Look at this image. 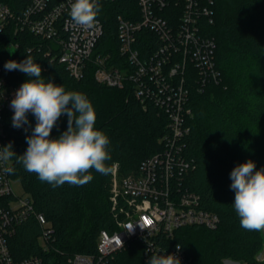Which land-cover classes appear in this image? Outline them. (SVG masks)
I'll use <instances>...</instances> for the list:
<instances>
[{
  "label": "trees",
  "instance_id": "trees-1",
  "mask_svg": "<svg viewBox=\"0 0 264 264\" xmlns=\"http://www.w3.org/2000/svg\"><path fill=\"white\" fill-rule=\"evenodd\" d=\"M1 1L16 18L23 17L28 5L27 0ZM100 5L97 18L103 23L104 36L97 53L117 55V17L136 20L137 1ZM214 8V22L206 25L205 32L217 44L221 82L208 84L203 91L190 87L194 117L183 152L191 168L182 182L184 189L200 197L203 209L219 216L220 224L213 231L182 228L175 233L174 243L186 250L188 264H225V260L264 264L257 258L264 249V233L241 228L232 205L235 192L230 189V172L237 165L252 160L256 170L264 168V0H215ZM11 46L15 49L10 50ZM27 54L41 66V78L46 82L87 96L96 112L95 128L110 140L111 160L106 163L113 169L117 164L121 177L135 173L143 161L162 150L159 141L168 131V117L159 107H144L129 88L120 90L97 83L93 63L87 65L82 79H74L59 61L61 47L56 39L34 34L19 20L11 21L0 33V68L9 87H20L30 78L18 70H5L4 64L9 60L20 62ZM67 119L66 115L60 117L51 138H58L67 129ZM6 122V145L11 143L17 154L10 159V167L15 170L10 176L22 183L36 213L53 229L50 249L45 250L39 240L41 226L35 217L28 218L9 240L12 256L16 260L38 257L41 264H70L76 254L97 256L101 231L115 230L110 211L113 171L102 175L91 170L93 180L84 186L65 183L53 188L17 162L28 147L26 136L32 129L29 125L14 128L10 117ZM110 264L148 261L143 245L132 242Z\"/></svg>",
  "mask_w": 264,
  "mask_h": 264
},
{
  "label": "built area",
  "instance_id": "built-area-1",
  "mask_svg": "<svg viewBox=\"0 0 264 264\" xmlns=\"http://www.w3.org/2000/svg\"><path fill=\"white\" fill-rule=\"evenodd\" d=\"M22 18L0 0V33L11 21H22L34 34L56 39L61 47L59 61L76 80L84 77L93 63L97 83L120 90L129 88L144 107L153 104L168 117L167 133L160 139L162 150L141 163L127 176L119 175L114 165L110 185L111 217L115 230H102L97 256L76 254L70 264H110L114 257L138 242L147 261L154 253L175 254L180 264H188L186 250H177L175 233L186 227L216 230L219 216L202 208L200 197L184 189L183 175L190 164L183 152L191 133V88L199 91L221 82L217 67L215 39L205 32L213 24L215 0H136V20L117 17V55L98 52L104 36L101 20L92 30L73 26L69 11L74 0H27ZM118 0H98L115 3ZM13 46L10 50H14ZM195 72V74H194ZM17 88L9 87L0 68V148L8 138L6 121ZM0 163V264H41L38 257L16 260L9 240L16 228L35 217L41 226L39 237L49 250L53 229L35 211L29 194L17 195L10 173ZM259 260V259H258ZM260 261V260H259ZM224 263L241 264L231 260Z\"/></svg>",
  "mask_w": 264,
  "mask_h": 264
},
{
  "label": "clouds",
  "instance_id": "clouds-1",
  "mask_svg": "<svg viewBox=\"0 0 264 264\" xmlns=\"http://www.w3.org/2000/svg\"><path fill=\"white\" fill-rule=\"evenodd\" d=\"M100 11L98 0H74L69 16L73 26L92 30L98 24ZM4 69L18 70L30 78L16 90L10 103L14 110V128L29 125L28 113L36 120L32 134L26 136L25 153L17 157V162L22 163L27 172L35 173L41 182L55 188L65 183L84 186L93 180L91 170L102 175L113 171V166L106 163L111 160L110 140L103 131L95 128L96 112L85 94L65 91L63 86L50 80L46 82L41 78V66L35 63L31 54L20 62L7 61ZM62 115L68 118L67 129L53 139L51 132ZM16 155L9 143L0 148V163L6 165ZM3 170L5 173L15 171L12 167ZM230 180V189L235 192L232 205L241 228L264 231V168L256 170L255 162L248 160L233 168ZM176 247L179 251L181 245ZM148 264H180V259L175 254L154 253Z\"/></svg>",
  "mask_w": 264,
  "mask_h": 264
},
{
  "label": "rangeland",
  "instance_id": "rangeland-1",
  "mask_svg": "<svg viewBox=\"0 0 264 264\" xmlns=\"http://www.w3.org/2000/svg\"><path fill=\"white\" fill-rule=\"evenodd\" d=\"M28 120H29V129H33L35 127L34 125L36 124V120H35V117L32 115V113H28ZM13 189H14L15 193L19 196L26 194L25 189H24V187L20 181H15L13 183ZM263 233H264V231H263ZM257 258L260 261H264V249H263L262 253H260L258 255ZM226 264H229V263H226Z\"/></svg>",
  "mask_w": 264,
  "mask_h": 264
},
{
  "label": "water",
  "instance_id": "water-1",
  "mask_svg": "<svg viewBox=\"0 0 264 264\" xmlns=\"http://www.w3.org/2000/svg\"><path fill=\"white\" fill-rule=\"evenodd\" d=\"M9 110L11 111V112H14V110L9 106Z\"/></svg>",
  "mask_w": 264,
  "mask_h": 264
}]
</instances>
